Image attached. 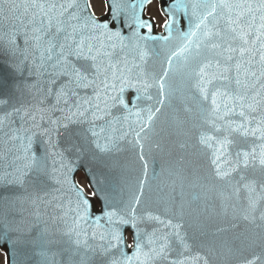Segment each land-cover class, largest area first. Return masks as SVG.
<instances>
[{
    "label": "snow or ice",
    "instance_id": "obj_1",
    "mask_svg": "<svg viewBox=\"0 0 264 264\" xmlns=\"http://www.w3.org/2000/svg\"><path fill=\"white\" fill-rule=\"evenodd\" d=\"M151 3L0 0V50L28 70L39 97L10 111L0 98V246L42 264H210L215 192L252 226L243 247L221 248L264 264V0H161L160 34L145 14ZM173 105L178 147L207 158L203 209L199 196L185 199L184 157L171 173L179 200L146 196L162 149L157 122ZM126 150L140 165L134 180L104 170ZM85 160L87 185L76 181Z\"/></svg>",
    "mask_w": 264,
    "mask_h": 264
},
{
    "label": "water",
    "instance_id": "obj_2",
    "mask_svg": "<svg viewBox=\"0 0 264 264\" xmlns=\"http://www.w3.org/2000/svg\"><path fill=\"white\" fill-rule=\"evenodd\" d=\"M160 7H161V0ZM186 30V20H185ZM163 51L160 52L158 59L163 58ZM16 61L10 58L2 50H0V98L8 101L9 107L7 110H11L12 106L18 107L19 97L31 98L36 94L35 90H30L27 86L34 83V80L30 78L27 69L19 70L15 67ZM13 97H16L14 100ZM2 107V106H0ZM176 105L166 108L164 114L160 116L157 122V133L163 131V134L157 135L155 139L159 140L162 149L155 153V161L149 162V168L147 172L148 186L145 189L146 196L150 197L153 201L163 202L168 199L169 194L175 195L179 200L181 188L179 179L172 175L176 169L179 168L177 161L181 157H184V171L183 175L187 178L184 181V195L185 199H193L197 196L200 197L198 201L194 202V207L199 204L200 208L205 207L204 203V190L199 187L200 184L207 186L210 181L205 180L204 177L207 175V158L205 155L193 147L187 149H180L178 143L183 141L185 138L176 133L174 120L176 117L175 111ZM183 118L184 114L180 113ZM191 127V124L187 125ZM131 139V137H129ZM193 138L190 143H194ZM234 151V150H233ZM121 158L117 165H109V168H105L106 172H109L115 176H125L134 180L140 174V165L136 160L135 156L127 151L126 153L121 152ZM123 157L130 158L132 162H126ZM114 161V159H113ZM134 162V163H133ZM91 165L88 160L83 162L81 167L86 173L88 179L90 176L89 169ZM103 167V166H101ZM197 170L196 174H193V170ZM199 176V180H196V176ZM237 179L239 177H236ZM176 181L175 193H172L173 181ZM191 182H195L197 186L193 187ZM216 191H223L225 194L231 192V188L227 185L217 183ZM232 201L229 202V204ZM208 212L206 213L207 220V232L209 240H215L217 251L212 255L210 264H241L239 259V253L233 255L228 254L226 250H223L220 246L221 241H227L231 246L243 247L242 241L244 237L252 230V226L242 220H234L233 212L231 207L225 208L219 197L216 196L215 192L208 193L207 198ZM98 214V213H97ZM3 219V208L0 206V220ZM235 224L236 227H232ZM217 229H224L223 232H217ZM259 232V229H255ZM10 246V245H6ZM11 247V246H10ZM12 250V248L10 249ZM13 252V250H12ZM29 252L28 254H30ZM257 255L262 254V249L257 246L255 248ZM244 256L251 258V250H245ZM15 260L8 262V264H26L28 259L25 256L19 254L16 250L14 252ZM264 258V256H262ZM37 264H41V260L36 261Z\"/></svg>",
    "mask_w": 264,
    "mask_h": 264
},
{
    "label": "rangeland",
    "instance_id": "obj_3",
    "mask_svg": "<svg viewBox=\"0 0 264 264\" xmlns=\"http://www.w3.org/2000/svg\"><path fill=\"white\" fill-rule=\"evenodd\" d=\"M97 9L98 10H100L101 8L99 7V6H97ZM80 180V182L82 183V184H84V180L83 179H79ZM1 255V254H0ZM2 256V255H1ZM2 262H1V258H0V264H1Z\"/></svg>",
    "mask_w": 264,
    "mask_h": 264
},
{
    "label": "flooded vegetation",
    "instance_id": "obj_4",
    "mask_svg": "<svg viewBox=\"0 0 264 264\" xmlns=\"http://www.w3.org/2000/svg\"><path fill=\"white\" fill-rule=\"evenodd\" d=\"M101 9H102V8H101ZM101 9L97 11V15H101V14H102L103 9H102V10H101Z\"/></svg>",
    "mask_w": 264,
    "mask_h": 264
}]
</instances>
